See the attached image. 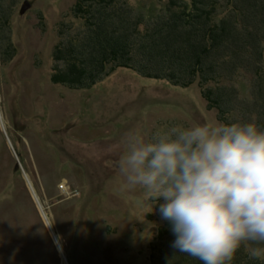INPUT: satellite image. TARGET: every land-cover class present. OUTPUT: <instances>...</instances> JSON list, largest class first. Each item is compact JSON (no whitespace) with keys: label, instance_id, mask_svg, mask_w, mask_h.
Instances as JSON below:
<instances>
[{"label":"rangeland","instance_id":"rangeland-1","mask_svg":"<svg viewBox=\"0 0 264 264\" xmlns=\"http://www.w3.org/2000/svg\"><path fill=\"white\" fill-rule=\"evenodd\" d=\"M79 1L0 0V122L15 150L0 127V264H150L166 221L118 173L124 138H147L169 124L223 122L198 79L184 88L118 69L90 89L54 84L56 48L83 32ZM125 1L150 17L172 3ZM258 47L262 59L251 48L223 73L219 87L235 102L229 122L258 124L255 68L264 73V38ZM155 254L161 264L164 256Z\"/></svg>","mask_w":264,"mask_h":264},{"label":"trees","instance_id":"trees-1","mask_svg":"<svg viewBox=\"0 0 264 264\" xmlns=\"http://www.w3.org/2000/svg\"><path fill=\"white\" fill-rule=\"evenodd\" d=\"M170 2L150 17L125 0H80L75 13L84 20L83 32L56 48L53 83L90 89L118 69L184 88L198 79L210 108L218 110L221 121L232 123L227 115L234 113L235 102L219 86L224 71L234 72L237 59L251 48L262 59L258 45L264 38V0H225L222 6L219 0ZM251 25L261 30L250 32ZM11 44L6 42L10 57L15 53ZM259 66L261 86H256L253 110L257 125L264 127V73ZM211 82L217 87H207ZM158 231L150 264H156L155 253L164 256L161 264H202L171 247L175 237L167 221ZM250 247L241 245L231 264H264V257L251 256Z\"/></svg>","mask_w":264,"mask_h":264},{"label":"clouds","instance_id":"clouds-1","mask_svg":"<svg viewBox=\"0 0 264 264\" xmlns=\"http://www.w3.org/2000/svg\"><path fill=\"white\" fill-rule=\"evenodd\" d=\"M123 143L118 173L170 224L173 249L202 264H231L241 245L264 257V127L169 124Z\"/></svg>","mask_w":264,"mask_h":264},{"label":"water","instance_id":"water-1","mask_svg":"<svg viewBox=\"0 0 264 264\" xmlns=\"http://www.w3.org/2000/svg\"><path fill=\"white\" fill-rule=\"evenodd\" d=\"M30 8H31V5H30L29 3L25 4V5L22 7V9H21V14L23 15V14L26 13ZM0 127H1V130L3 131L5 137L7 138L8 144H9V145L12 147V149H13V145H12V143H11V141H10L8 135H7V132H6V129H5V126H4L3 122H0ZM13 151H14V153H15V150H14V149H13ZM16 159H17V162H18V164H19L20 169L23 171L24 179H25L26 182L28 183V185H29V187H30V189H31V191H32V194H33L35 200L37 201V203H38V205H39V207H40V206H41V203H40V201H39V199H38V197H37L35 191L33 190L32 184H31V182H30L28 176L25 174V172H24V170H23V167H22V165H21V163H20V161H19V158H18L17 154H16Z\"/></svg>","mask_w":264,"mask_h":264},{"label":"built area","instance_id":"built-area-1","mask_svg":"<svg viewBox=\"0 0 264 264\" xmlns=\"http://www.w3.org/2000/svg\"><path fill=\"white\" fill-rule=\"evenodd\" d=\"M60 188H61L62 190H64V191H65V187H64V185H63V186H60Z\"/></svg>","mask_w":264,"mask_h":264},{"label":"bare ground","instance_id":"bare-ground-1","mask_svg":"<svg viewBox=\"0 0 264 264\" xmlns=\"http://www.w3.org/2000/svg\"><path fill=\"white\" fill-rule=\"evenodd\" d=\"M0 120H2L1 114H0ZM45 214V213H44Z\"/></svg>","mask_w":264,"mask_h":264}]
</instances>
